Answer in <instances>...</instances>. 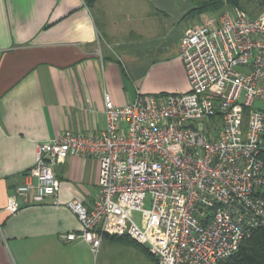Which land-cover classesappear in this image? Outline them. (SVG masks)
<instances>
[{
    "label": "built area",
    "instance_id": "2783aa9c",
    "mask_svg": "<svg viewBox=\"0 0 264 264\" xmlns=\"http://www.w3.org/2000/svg\"><path fill=\"white\" fill-rule=\"evenodd\" d=\"M190 90L118 106L105 95V128L37 145L28 180L8 197L59 203L55 166L69 156L100 163L92 207L67 202L95 253L106 234L148 245L156 264H218L264 227V9L226 8L180 42Z\"/></svg>",
    "mask_w": 264,
    "mask_h": 264
},
{
    "label": "crops",
    "instance_id": "0c3cea01",
    "mask_svg": "<svg viewBox=\"0 0 264 264\" xmlns=\"http://www.w3.org/2000/svg\"><path fill=\"white\" fill-rule=\"evenodd\" d=\"M197 6L192 0H0V264H99L87 240L62 238L82 229L67 202L92 207L97 198L95 157L69 156L55 166L59 203L21 197L13 214L8 197L28 180L38 143L66 130L105 128L106 94L122 106L139 91L190 90L180 42L187 30L220 16L194 12Z\"/></svg>",
    "mask_w": 264,
    "mask_h": 264
},
{
    "label": "trees",
    "instance_id": "16d2710c",
    "mask_svg": "<svg viewBox=\"0 0 264 264\" xmlns=\"http://www.w3.org/2000/svg\"><path fill=\"white\" fill-rule=\"evenodd\" d=\"M255 1L259 4L260 10H263L264 0ZM226 4L247 10L243 5L242 0H199L197 8L193 11L197 13L219 11L225 8ZM261 157L264 159V151L261 154ZM105 237H110L112 239L120 238V240L130 239L129 237L109 234H106ZM143 250L147 254L152 255L148 248L143 246ZM218 264H264V227L257 230L250 238L244 240L238 251L230 257L220 261Z\"/></svg>",
    "mask_w": 264,
    "mask_h": 264
},
{
    "label": "rangeland",
    "instance_id": "374dc122",
    "mask_svg": "<svg viewBox=\"0 0 264 264\" xmlns=\"http://www.w3.org/2000/svg\"><path fill=\"white\" fill-rule=\"evenodd\" d=\"M192 1L198 4L199 0ZM242 1L244 7L250 14L256 15L261 11L257 1ZM230 7L234 6L226 4L225 8L219 11H215V13L219 15L226 8ZM129 240H120V238L112 239L110 237L105 238L98 252L96 253L99 260V264H155V257L147 254L143 250V246L149 248L148 245H141L133 239H131L130 241Z\"/></svg>",
    "mask_w": 264,
    "mask_h": 264
}]
</instances>
